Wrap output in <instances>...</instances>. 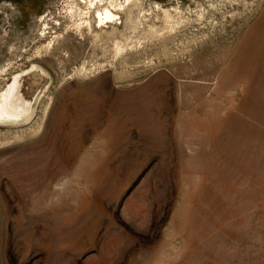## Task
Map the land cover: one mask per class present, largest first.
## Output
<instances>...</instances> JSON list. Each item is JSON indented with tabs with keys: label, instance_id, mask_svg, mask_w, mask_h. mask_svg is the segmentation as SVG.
<instances>
[{
	"label": "rangeland",
	"instance_id": "374dc122",
	"mask_svg": "<svg viewBox=\"0 0 264 264\" xmlns=\"http://www.w3.org/2000/svg\"><path fill=\"white\" fill-rule=\"evenodd\" d=\"M91 1L0 0V264H264V0Z\"/></svg>",
	"mask_w": 264,
	"mask_h": 264
},
{
	"label": "bare ground",
	"instance_id": "6f19581e",
	"mask_svg": "<svg viewBox=\"0 0 264 264\" xmlns=\"http://www.w3.org/2000/svg\"><path fill=\"white\" fill-rule=\"evenodd\" d=\"M43 79L37 69L14 76L13 83L0 96V121H16L26 116L31 108L32 96Z\"/></svg>",
	"mask_w": 264,
	"mask_h": 264
},
{
	"label": "flooded vegetation",
	"instance_id": "af4514ba",
	"mask_svg": "<svg viewBox=\"0 0 264 264\" xmlns=\"http://www.w3.org/2000/svg\"><path fill=\"white\" fill-rule=\"evenodd\" d=\"M91 4V6L94 8V17L97 20L99 26L106 25L107 23L117 22L119 16L117 15V13H115L114 8L117 7V4L114 1L110 0L109 4L107 5H99V3H95V1L92 0ZM120 7L122 6L119 5V7L117 8L119 9ZM88 24L89 28L91 29V22H88Z\"/></svg>",
	"mask_w": 264,
	"mask_h": 264
}]
</instances>
